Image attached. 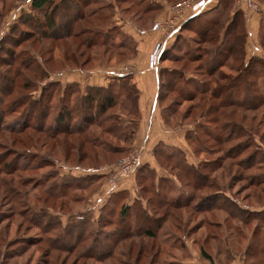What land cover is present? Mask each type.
Masks as SVG:
<instances>
[{
    "label": "rangeland",
    "instance_id": "rangeland-1",
    "mask_svg": "<svg viewBox=\"0 0 264 264\" xmlns=\"http://www.w3.org/2000/svg\"><path fill=\"white\" fill-rule=\"evenodd\" d=\"M186 1L0 0V264H264V0ZM93 87L115 122L77 115Z\"/></svg>",
    "mask_w": 264,
    "mask_h": 264
},
{
    "label": "trees",
    "instance_id": "trees-1",
    "mask_svg": "<svg viewBox=\"0 0 264 264\" xmlns=\"http://www.w3.org/2000/svg\"><path fill=\"white\" fill-rule=\"evenodd\" d=\"M227 1V2H226ZM233 1V0H232ZM55 2V0H32V3H31V8L33 9V10H35V11H40V10H42V9H45V10H48V9H50L54 4ZM224 2V3H223ZM226 2V3H225ZM222 3V4H221ZM219 4L220 5H223L222 6V8L224 9H226L228 6H229V0H221L220 2H219ZM224 9V10H225ZM237 16H239V12H237L236 13V15H235V18L234 19H232V20H230V22H229V24H228V27H230V28H234V29H237L236 28V26L237 25H235V19L237 18ZM195 20V19H194ZM190 21H192V19L190 20ZM54 25H55V22H53V20H51L50 18H48V22H47V29H48V31H50V30H52L53 31V27H54ZM217 25H219V23L218 22H212V23H210V25L209 26H205L206 27V29H204V28H202L201 29V31L202 32H200V34L201 35H204V37H205V35L207 34V33H209V32H212V33H216V31H218V27H217ZM242 34V36H243V34H244V31L243 32H241ZM226 35H228L229 36V33H227ZM241 36V37H242ZM207 37H209L210 39H215V37L214 36H207ZM242 40H243V38H242ZM244 42V41H243ZM216 60V59H215ZM214 69L215 68H209L207 71V73L208 74H211V73H213V71H214ZM247 69V68H246ZM246 69H243V70H241V72H240V69L239 68H237L236 70H237V74H236V76H230V75H226V74H222L221 73V75H220V78H222V79H224V80H226V81H228L229 83H232L233 81H240V78L241 77H243V76H241V75H244V70H246ZM214 83H215V88L213 89V90H211V92H210V95L212 96V97H214V98H216V95H219L217 92H224L225 90H226V88H225V84H220L221 82H216V81H214ZM124 85V88H127V86H129L128 84H126V83H124L123 84ZM56 86L58 87V90H60L61 91V95H60V100H59V105L58 106H56V115H54V117H53V123H58L59 122V127L62 125V123H64L65 121H69L70 119H71V117H69L70 116V112H68L66 109H69L68 107H67V105L68 104H66V103H69V101H67L65 98H64V93L65 92H69L71 89H73V88H75V89H73L74 90V92L75 93H77L78 92V88H77V90H76V86L75 85H73L72 83L71 84H65L63 87L59 84V81H58V83H56ZM234 87V86H233ZM89 89H93L94 90V92L93 93H91V94H87L86 96H85V94L84 95H80L81 96V98H80V104L81 105H79V109L82 107H86L87 108V111H83V109L82 110H80V111H78V114L77 115H79V117H81V118H84L85 120V123L87 124V125H89V124H97V125H101V124H103L104 122H115L116 121V118H114L113 117V115H109L108 113H107V110L108 109H110L111 107H113L114 106V100H115V98L119 95V94H117V93H113V92H108V91H106L105 89H103V88H100V87H93V88H89ZM217 89V90H216ZM44 90H46V89H44ZM55 91V89H53L52 90V92H54ZM127 93V92H126ZM48 94H50V93H48ZM41 97V99H42V96H40ZM48 98H47V102L48 103H51L50 101H51V99L49 98V95L47 96ZM50 99V100H49ZM49 100V101H48ZM46 102V101H45ZM40 103V101H36L35 102V104L34 105H38ZM69 104H71V102L69 103ZM46 105V104H45ZM216 106H218V107H220L219 105H216ZM210 108H212V107H210ZM94 110V112H96L97 113V115L98 116H96V118H94V119H88V114L92 111V110ZM90 111V112H89ZM102 115V116H101ZM86 125V126H87ZM113 124L111 123V125H110V127L112 126ZM86 126H82V127H78L77 129H71V128H68V127H66V128H56V129H54L52 132L53 133H58V132H61V133H67V132H69V131H79V132H82V130H86L87 128H86ZM108 130H110V128H108V129H106V130H104V133H106V134H109V133H112V135H114L115 137H119V136H121V137H124V139H128V138H130V137H132L131 136V132L130 133H117V132H115V130L113 131V132H109ZM85 139L87 140V141H85L86 142V144H88L89 143V141H88V139H87V137H85ZM98 139H100V138H98ZM95 142H97V140H94L92 143H95ZM95 145V144H94ZM140 166V165H139ZM139 166H138V168H139ZM137 168V169H138ZM223 210V209H222ZM263 211V210H262ZM262 211H254L255 213V215H262L261 213H262ZM226 212V211H225ZM227 213V212H226ZM250 213V212H249ZM228 214V213H227ZM261 218V217H260ZM159 220H158V223H157V229L160 227V226H158V225H160V223H161V221H162V219L163 218H158ZM145 220V216L143 217V219L141 220V221H144ZM161 220V221H160ZM157 221V220H156ZM155 221V222H156ZM144 222H146V220L144 221ZM150 224L148 223V226H149ZM146 235L147 236H149V237H152L153 236V234L152 233H149V232H146ZM264 251V250H263ZM201 255L203 256V258H207L208 260H209V257L205 254V252L203 251V250H201Z\"/></svg>",
    "mask_w": 264,
    "mask_h": 264
},
{
    "label": "built area",
    "instance_id": "built-area-1",
    "mask_svg": "<svg viewBox=\"0 0 264 264\" xmlns=\"http://www.w3.org/2000/svg\"><path fill=\"white\" fill-rule=\"evenodd\" d=\"M32 0H27V2H31ZM247 2V0H245ZM186 6H189V12L192 13L190 14L195 15L198 14L199 12H201L202 10H204L205 7V0H190L188 2V0L186 1ZM248 7L250 8V10H255L258 11V7L257 4L255 2H253L252 0H249V5ZM189 16V17H191ZM159 24H155L153 26V29L159 28ZM151 67H152V63H151ZM139 166V160L137 157H126L124 158L116 167V173H115V177H113L111 179V182H114L116 179L122 178L129 175V173L135 171V169H137Z\"/></svg>",
    "mask_w": 264,
    "mask_h": 264
},
{
    "label": "crops",
    "instance_id": "crops-1",
    "mask_svg": "<svg viewBox=\"0 0 264 264\" xmlns=\"http://www.w3.org/2000/svg\"><path fill=\"white\" fill-rule=\"evenodd\" d=\"M217 2H218V0H209V2H207V3L211 4V6H214L215 3L217 4ZM166 16H165V18H166ZM261 17H264V15H262V14L260 16L259 15H255V16H252L251 19H252V21L259 23V21L261 20ZM151 145L153 146L152 142H151Z\"/></svg>",
    "mask_w": 264,
    "mask_h": 264
}]
</instances>
